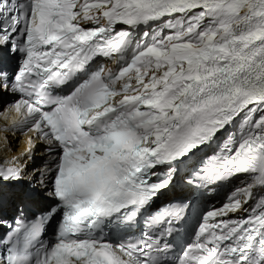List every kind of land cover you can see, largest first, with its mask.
Instances as JSON below:
<instances>
[{
	"label": "snow or ice",
	"instance_id": "1",
	"mask_svg": "<svg viewBox=\"0 0 264 264\" xmlns=\"http://www.w3.org/2000/svg\"><path fill=\"white\" fill-rule=\"evenodd\" d=\"M97 57L115 69H93ZM9 94L33 134L25 155L35 139L47 145L54 204L16 221L0 264H164L189 214L195 239L179 264H264V0H0V98ZM240 174L219 209L197 215L185 197L148 218L143 240L104 238L178 181L200 189ZM21 176L0 166V198ZM237 211L249 215L216 220ZM58 214L54 240H42Z\"/></svg>",
	"mask_w": 264,
	"mask_h": 264
},
{
	"label": "bare ground",
	"instance_id": "2",
	"mask_svg": "<svg viewBox=\"0 0 264 264\" xmlns=\"http://www.w3.org/2000/svg\"><path fill=\"white\" fill-rule=\"evenodd\" d=\"M5 98L7 99L8 96H5ZM2 101L3 98H0V103ZM5 111H7V115H5ZM22 119L21 115L14 113L11 109H4L3 105H0V129L5 127L9 129L7 132L0 131V155H3L0 156V166H5L4 164L7 166L15 165L22 170L21 179L18 182L5 185L3 189L11 196V202L15 201V204L24 205L29 202L25 198V192L28 188V183H30L38 193H42V195L36 196L32 201L34 207L39 209L38 203L46 195V190L52 177V173L48 172V168L51 166V158L50 155L45 153L47 149L46 143L40 139L34 140L32 151L25 155L28 147L26 141L28 136L33 134L21 135L12 132ZM16 127H19V125ZM5 136L7 139H4ZM41 181H43V184ZM173 195L174 193L170 194V198Z\"/></svg>",
	"mask_w": 264,
	"mask_h": 264
},
{
	"label": "rangeland",
	"instance_id": "3",
	"mask_svg": "<svg viewBox=\"0 0 264 264\" xmlns=\"http://www.w3.org/2000/svg\"><path fill=\"white\" fill-rule=\"evenodd\" d=\"M0 156H3V155H0ZM0 159H1V157H0ZM10 160V159H9ZM11 162V161H10ZM1 165V164H0ZM5 166H7L6 164H4ZM23 179H24V177H23ZM48 189H49V185H48V187H47V190H46V194H47V191H48Z\"/></svg>",
	"mask_w": 264,
	"mask_h": 264
}]
</instances>
